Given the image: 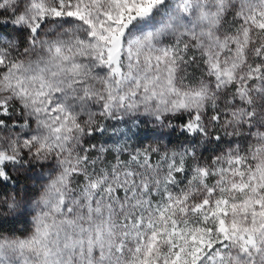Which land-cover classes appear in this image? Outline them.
I'll return each mask as SVG.
<instances>
[{
	"label": "snow or ice",
	"instance_id": "1",
	"mask_svg": "<svg viewBox=\"0 0 264 264\" xmlns=\"http://www.w3.org/2000/svg\"><path fill=\"white\" fill-rule=\"evenodd\" d=\"M0 264H264V0H0Z\"/></svg>",
	"mask_w": 264,
	"mask_h": 264
},
{
	"label": "rangeland",
	"instance_id": "2",
	"mask_svg": "<svg viewBox=\"0 0 264 264\" xmlns=\"http://www.w3.org/2000/svg\"><path fill=\"white\" fill-rule=\"evenodd\" d=\"M25 183L32 185L34 183V181L27 180V181H25ZM17 227L20 229V231L17 232L16 235H20L21 237H23L24 235L27 234V232L25 231V225L23 223L19 224Z\"/></svg>",
	"mask_w": 264,
	"mask_h": 264
}]
</instances>
